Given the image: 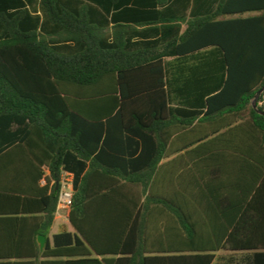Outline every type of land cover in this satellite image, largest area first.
Returning a JSON list of instances; mask_svg holds the SVG:
<instances>
[{
    "label": "trees",
    "instance_id": "1",
    "mask_svg": "<svg viewBox=\"0 0 264 264\" xmlns=\"http://www.w3.org/2000/svg\"><path fill=\"white\" fill-rule=\"evenodd\" d=\"M205 49L209 79L190 76L204 86L205 111L193 126L201 109L179 116L180 131L194 136L177 150L240 155L242 200L232 205L218 202L226 194L217 169L195 166L192 184L180 176L172 192L157 171L174 147L168 91L186 75L172 83L163 59ZM263 85L264 0H0V171L19 149L20 165L35 159L54 183L72 172L74 229L39 255L36 236L51 226L59 183L33 207L24 182L12 193L2 180L6 240L31 238L35 250L0 252V264H211L219 250L264 264V90L252 104ZM207 156L195 158L219 157ZM225 211L234 215L219 221L227 233L198 229Z\"/></svg>",
    "mask_w": 264,
    "mask_h": 264
},
{
    "label": "crops",
    "instance_id": "2",
    "mask_svg": "<svg viewBox=\"0 0 264 264\" xmlns=\"http://www.w3.org/2000/svg\"><path fill=\"white\" fill-rule=\"evenodd\" d=\"M254 13H245L244 15H251ZM212 57V51L209 49H205L202 51H198L194 54H191L186 57H178V56H171V57H165L163 59V66L167 73H169L172 83L174 81H177V74L180 71H185L186 75L182 77V80L184 81L181 84H173L171 89L168 91V105H167V112L169 116H173V119L171 121V124L169 126L170 135L169 138L174 143V147L169 148L166 151L167 156L165 158H162L157 166V171L161 175L160 180L162 181V185L168 186L170 188V192L175 189L178 186V182L180 181V176H184L183 183H186L187 185H191L193 182V169L195 166H200L202 172L209 168H214L219 171L217 184L218 186L223 187V191L226 195H223L219 199V203H225V204H236L241 203L242 197L237 192V187H243V184L237 185V177L239 179L242 178V174L240 171H242V166L244 164L243 158L235 153H232L230 150L226 149H218V150H196L193 148H184L181 150H177V146L180 144V141H185L190 138H193L194 133H190L189 130H182L180 131V128H178V120L179 116L182 114H189L191 111H194V109L198 108L201 109V105L199 104V95H203L202 92H204V86H199L197 84L192 83V76L191 73L197 72L200 77V80L202 82H205L209 79L208 74V66L210 64V59ZM194 96V99H191L189 97ZM197 96V97H196ZM264 104V100L262 102ZM73 106H77L74 104ZM200 111L199 116L193 121L192 126L195 124H198V119L203 115L205 109L202 108ZM230 116V115H229ZM38 151L37 149L32 150L33 154H36ZM31 153L30 151L27 153ZM16 156L15 164H13L9 171H0V184L2 180L4 181V184L6 185V181H9V187L13 190L12 193H18L17 188L20 187L21 183H25L22 188L27 193H32L36 198L34 199L35 202L33 203V207L37 206V202H39V197L42 196H50L51 192L55 189L56 185L58 183H54L53 179L50 177V171L47 166L41 165L39 166L37 161L34 159L31 161L30 157L28 156V163L26 167L24 165H20L19 161L17 159V154H19L18 151H15L14 153ZM218 155L219 157L213 158L209 160L208 158H195V155ZM210 154V155H209ZM207 156V157H208ZM27 163V164H28ZM32 163V164H31ZM31 164V165H30ZM30 167V168H29ZM39 172L42 173L40 175V178L37 179V175ZM72 175L73 173L70 172ZM203 174V173H202ZM8 178V179H7ZM37 179V180H36ZM176 193V192H174ZM176 201L177 197L176 194L171 193ZM205 202L202 198V201ZM1 206V205H0ZM69 209L70 208H64L61 206H58L56 204L55 212L53 215V220L51 223L50 228L48 229L46 234H38L43 235L45 237V242L42 248H40V245L37 241L36 236V249L38 251V254L41 255L42 252L47 248L48 250H51L54 247L53 244V236L55 234L63 233V232H73L74 229L70 225L69 222ZM229 211V210H228ZM225 211V214L223 215L225 218L219 216L212 218L213 220L218 221L216 224H209L205 223L208 219L201 218L200 225L198 226V229L204 230L202 233H211V229L215 230V233L218 234H225L227 233V224L223 222H219L222 220L230 221L234 215L232 213ZM29 215H41L39 213L35 214H29ZM211 219V220H212ZM33 226H37L39 224V221H32ZM3 221H0V252H13V251H27L32 252L35 250V245L32 242L31 238H28L25 240V242L19 244V243H8L7 238V231L5 228H3ZM172 228L178 229V225H171ZM211 227V229H210ZM208 230V231H205ZM222 251V250H219ZM223 251H230V250H223ZM218 252V251H217ZM216 252V253H217ZM235 252V251H230ZM94 253V252H93ZM109 257V256H107ZM101 258V257H99ZM43 258H40V260ZM52 259V258H50ZM54 259V258H53ZM64 259V258H62ZM216 259V257H215ZM214 259V260H215ZM11 261L14 260V258H10ZM213 260V262H214ZM212 262V263H213ZM211 263V264H212ZM222 264H228V263H222ZM231 264V263H229Z\"/></svg>",
    "mask_w": 264,
    "mask_h": 264
},
{
    "label": "built area",
    "instance_id": "3",
    "mask_svg": "<svg viewBox=\"0 0 264 264\" xmlns=\"http://www.w3.org/2000/svg\"><path fill=\"white\" fill-rule=\"evenodd\" d=\"M58 206L69 208L72 204L73 175L69 171H62L59 178Z\"/></svg>",
    "mask_w": 264,
    "mask_h": 264
},
{
    "label": "rangeland",
    "instance_id": "4",
    "mask_svg": "<svg viewBox=\"0 0 264 264\" xmlns=\"http://www.w3.org/2000/svg\"><path fill=\"white\" fill-rule=\"evenodd\" d=\"M243 252H230V251H218L216 253V259L212 264H222V263H231V264H243Z\"/></svg>",
    "mask_w": 264,
    "mask_h": 264
},
{
    "label": "water",
    "instance_id": "5",
    "mask_svg": "<svg viewBox=\"0 0 264 264\" xmlns=\"http://www.w3.org/2000/svg\"><path fill=\"white\" fill-rule=\"evenodd\" d=\"M264 90V85L257 91L256 95H255V98L252 102L253 106H255V99L256 97ZM262 114H264V112H261ZM37 241L40 245V248H42V246L44 245V242H45V237L43 235H38L37 236Z\"/></svg>",
    "mask_w": 264,
    "mask_h": 264
}]
</instances>
